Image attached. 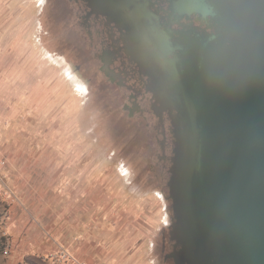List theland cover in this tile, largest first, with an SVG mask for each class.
Segmentation results:
<instances>
[{
	"label": "water",
	"instance_id": "95a60500",
	"mask_svg": "<svg viewBox=\"0 0 264 264\" xmlns=\"http://www.w3.org/2000/svg\"><path fill=\"white\" fill-rule=\"evenodd\" d=\"M174 11L206 28L136 17L158 115L169 111L176 137L166 259L264 264V0H176Z\"/></svg>",
	"mask_w": 264,
	"mask_h": 264
},
{
	"label": "rangeland",
	"instance_id": "374dc122",
	"mask_svg": "<svg viewBox=\"0 0 264 264\" xmlns=\"http://www.w3.org/2000/svg\"><path fill=\"white\" fill-rule=\"evenodd\" d=\"M35 1L0 0V67L7 82L0 102V120L4 121V124L0 121V264H66L61 257L67 249L64 247L35 258L21 259L11 251L4 254L3 243L6 238L12 240L7 226L10 211L12 206L21 203L20 198H40L41 194L54 197L61 190L69 189L65 186V174L60 180L58 174L53 187H49L48 181L60 169L61 172L69 170L66 179L71 178L67 180L73 182L92 161L94 198H128L127 206L131 199L146 201L147 210L144 206L143 209L152 216L159 233L154 239L156 247L145 258L155 259L157 264H170L165 260L173 249L169 242L170 224L164 223H169L168 201L164 199L168 194L164 187L167 174L166 178L155 181L154 174L150 175L151 180L135 171L128 180L123 154H114L121 150V145L104 129L101 108L94 105L83 85L73 81L61 61L47 57L48 46L39 37L41 28ZM34 68L44 71V75L42 72L34 77ZM12 72H18L29 82L19 84L22 98L18 106L12 100V90L16 87L11 82ZM114 145L118 151H113ZM48 172L52 173L51 177ZM43 178L47 181L44 186L41 185ZM138 180L147 184L146 188L136 187ZM112 222L109 214H100L94 232L106 236ZM163 235L165 239L161 242ZM106 242L102 243L107 245ZM147 242L148 245L151 241ZM95 263L105 264V261L98 259Z\"/></svg>",
	"mask_w": 264,
	"mask_h": 264
},
{
	"label": "flooded vegetation",
	"instance_id": "af4514ba",
	"mask_svg": "<svg viewBox=\"0 0 264 264\" xmlns=\"http://www.w3.org/2000/svg\"><path fill=\"white\" fill-rule=\"evenodd\" d=\"M35 2L41 41L48 46L49 55L61 61L73 81L83 85L94 105L101 108L104 129L121 145V150L114 154H123L128 180L135 171L151 180L150 175L154 174L155 181L166 178L167 174L164 187L168 189L165 198L168 226L173 217L168 180L176 137L169 111L158 115L161 102L152 90L153 79L138 54L141 29L136 17L141 9H146L152 15L153 25H160L162 29L170 27L175 33L190 24L202 30L206 24L197 15L188 17L187 14L175 21L179 16L174 11L176 0ZM116 2L122 7L120 15L114 10ZM115 149L118 151L117 145ZM135 184L138 188L147 186L140 180ZM161 238L163 242L164 235ZM169 242L173 246L170 235ZM165 260L174 264L172 259Z\"/></svg>",
	"mask_w": 264,
	"mask_h": 264
},
{
	"label": "crops",
	"instance_id": "0c3cea01",
	"mask_svg": "<svg viewBox=\"0 0 264 264\" xmlns=\"http://www.w3.org/2000/svg\"><path fill=\"white\" fill-rule=\"evenodd\" d=\"M47 57H51L49 53ZM41 69L44 70V66ZM41 69L34 68L32 75L36 77L42 72L44 75L45 70ZM11 82L16 85L12 90V100H16L14 106H18L22 98L19 84L29 82L18 72H12ZM6 83L0 67V102L4 99ZM0 121L4 124L3 120ZM53 164L51 163L52 168ZM68 172L69 170L61 172L59 169L53 177L48 172L51 177L48 185L53 187L58 174L59 180L65 174V186L70 187L69 189L61 190L54 197L41 194L40 198H20L21 203L12 206L7 223L12 235L11 253L21 259L26 256L35 258L41 253H51L64 247L89 264H96L98 259L105 261V264H157L155 259L145 258L148 251L156 247L154 239L159 233L151 221L152 216L146 211V201L131 199L127 206L125 203L128 198H94L93 161L86 165L73 182L67 180L71 178L66 179ZM45 183L46 178H43L41 185L44 186ZM100 203L104 206L103 209L99 208ZM101 210L103 211L100 213ZM105 212L113 219L112 229L107 230L106 236L104 233L94 232L95 221ZM104 240H107V245L102 243ZM147 240L151 241L148 245Z\"/></svg>",
	"mask_w": 264,
	"mask_h": 264
},
{
	"label": "built area",
	"instance_id": "2783aa9c",
	"mask_svg": "<svg viewBox=\"0 0 264 264\" xmlns=\"http://www.w3.org/2000/svg\"><path fill=\"white\" fill-rule=\"evenodd\" d=\"M11 244L12 242L6 238L5 242L3 243V253L9 254L11 251ZM62 259L66 264H89L88 262L80 260L75 254L71 253L69 250L64 249L62 251Z\"/></svg>",
	"mask_w": 264,
	"mask_h": 264
}]
</instances>
